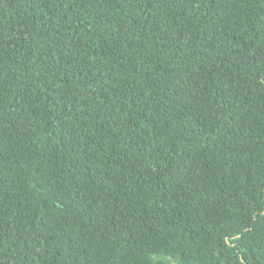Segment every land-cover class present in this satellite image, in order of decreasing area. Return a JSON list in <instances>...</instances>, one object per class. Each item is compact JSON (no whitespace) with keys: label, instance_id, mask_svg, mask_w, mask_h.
Returning a JSON list of instances; mask_svg holds the SVG:
<instances>
[{"label":"trees","instance_id":"1","mask_svg":"<svg viewBox=\"0 0 264 264\" xmlns=\"http://www.w3.org/2000/svg\"><path fill=\"white\" fill-rule=\"evenodd\" d=\"M0 264H264V0H0Z\"/></svg>","mask_w":264,"mask_h":264}]
</instances>
